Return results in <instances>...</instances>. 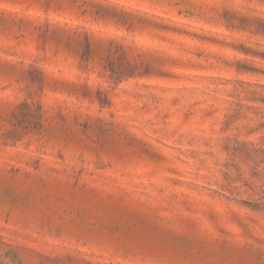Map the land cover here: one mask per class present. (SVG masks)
Masks as SVG:
<instances>
[{"label": "rangeland", "instance_id": "rangeland-1", "mask_svg": "<svg viewBox=\"0 0 264 264\" xmlns=\"http://www.w3.org/2000/svg\"><path fill=\"white\" fill-rule=\"evenodd\" d=\"M0 264H264V0H0Z\"/></svg>", "mask_w": 264, "mask_h": 264}]
</instances>
